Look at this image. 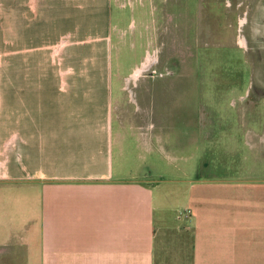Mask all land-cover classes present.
Listing matches in <instances>:
<instances>
[{
  "label": "crops",
  "instance_id": "1",
  "mask_svg": "<svg viewBox=\"0 0 264 264\" xmlns=\"http://www.w3.org/2000/svg\"><path fill=\"white\" fill-rule=\"evenodd\" d=\"M97 2L0 0V182L26 199L10 227L41 264H264V176L174 175L159 132L115 113L118 23Z\"/></svg>",
  "mask_w": 264,
  "mask_h": 264
},
{
  "label": "rangeland",
  "instance_id": "2",
  "mask_svg": "<svg viewBox=\"0 0 264 264\" xmlns=\"http://www.w3.org/2000/svg\"><path fill=\"white\" fill-rule=\"evenodd\" d=\"M107 3L118 23L115 113L159 132L154 142L176 156L174 175L197 178L223 164L264 176V0H111L98 8ZM0 26L6 78L2 19ZM12 187L0 182V264H41L38 239L10 227L9 216L26 205Z\"/></svg>",
  "mask_w": 264,
  "mask_h": 264
}]
</instances>
